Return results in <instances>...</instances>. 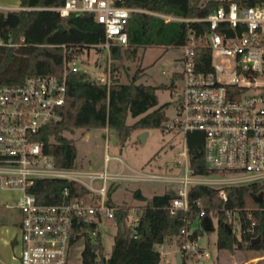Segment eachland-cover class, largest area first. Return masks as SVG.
Instances as JSON below:
<instances>
[{
  "label": "built area",
  "instance_id": "obj_1",
  "mask_svg": "<svg viewBox=\"0 0 264 264\" xmlns=\"http://www.w3.org/2000/svg\"><path fill=\"white\" fill-rule=\"evenodd\" d=\"M60 15L89 11L104 26V38L96 46L109 50L111 44H127V18L131 11L144 10L167 19L202 20L205 30L198 40L208 48V61L197 58L196 37L180 44L181 65L175 70L181 84L173 88V113L164 120V130L184 133L177 173L92 170L56 164L39 137L41 128L60 117L65 101L66 71L79 68L64 57L63 71L30 73L17 83H0V182L20 190L16 206L21 212L15 235V257L21 264H65L69 243L78 235L98 231L102 214L114 217L116 204L107 201V179H164L175 190L170 209L188 208L192 184L214 185L226 199L224 184L264 179V0H228L201 16H182L129 5L123 0H62L53 5ZM110 69L96 79L109 82ZM202 132L203 158L208 171L195 170L190 162L186 132ZM64 135V134H63ZM49 141H59L49 135ZM109 155L105 153V159ZM38 177H65L86 184L87 196L70 195L55 202L39 201L28 186ZM87 177V179H86ZM94 178L101 183L94 186ZM64 192L68 194L67 190ZM93 193H98L94 197ZM203 211V210H201ZM235 210L228 208L227 215ZM136 216H134V220ZM133 221H128L133 224ZM180 227L176 236L180 254L196 253L205 258L198 235Z\"/></svg>",
  "mask_w": 264,
  "mask_h": 264
},
{
  "label": "trees",
  "instance_id": "obj_2",
  "mask_svg": "<svg viewBox=\"0 0 264 264\" xmlns=\"http://www.w3.org/2000/svg\"><path fill=\"white\" fill-rule=\"evenodd\" d=\"M62 0H19V6L0 8V83H17L30 73H56L63 71L64 57L74 59L83 48L96 47L104 38V26L89 11H72L60 15L56 9L38 7L53 5ZM228 0H123L129 5L149 10L163 11L182 16H201L220 2ZM202 20L167 19L155 13L131 11L126 23L127 44H111L109 53L113 57L139 58V48L147 45H180L194 34L197 58L208 61V48L198 36L204 32ZM109 82L90 77L85 69L66 71L65 101L59 107L60 117L45 124L39 137L45 140V150L52 154L56 164H75L76 146L63 135V130L74 127L86 128L107 126L117 130L124 142L135 129L164 126L165 102L157 104L158 85L136 81L143 66L137 63L122 79L112 65ZM136 116L132 122L127 115ZM59 141H47L49 135ZM190 162L197 171H208L204 164L202 132H186ZM214 185L195 183L188 190V208L171 211L170 204L175 195L173 188L155 193L138 206L136 219L127 222L129 205L116 204L114 219L116 231L110 252L105 256L99 231H85L80 264H158L159 249L166 237L176 235L180 227L188 225L196 215L213 214L217 219L216 246L218 248L249 247L264 250V179L243 183L224 184L226 199L222 198ZM39 201L55 202L70 195L87 196L92 190L84 183L65 177H38L28 186ZM67 190L68 194L64 192ZM263 192L261 201L254 196ZM98 197V193H93ZM110 190L108 191V197ZM235 210L240 234L236 235L226 210ZM203 210V211H201ZM228 223L230 230L226 225ZM194 228L192 235H198ZM182 263H183V256ZM65 264H70L66 262Z\"/></svg>",
  "mask_w": 264,
  "mask_h": 264
},
{
  "label": "rangeland",
  "instance_id": "obj_3",
  "mask_svg": "<svg viewBox=\"0 0 264 264\" xmlns=\"http://www.w3.org/2000/svg\"><path fill=\"white\" fill-rule=\"evenodd\" d=\"M140 57L121 56L119 58L110 55L105 47H86L75 57L79 68L85 69L90 77H96L105 72L113 64L122 79H128V73L132 72L137 63L143 66V72L136 81L152 83L157 87V104L166 103L164 111L166 116L173 113L175 97L173 88L181 84L177 77L181 65L176 63L182 56L181 45H147L139 48ZM136 116L127 115V121L132 122ZM141 129H135L130 136L121 142L115 128L103 129L99 127L86 128L74 127L73 130H63V134L70 138L76 146L75 166L92 170H118L121 173L133 175L137 171L155 173H177L181 165L177 159L182 155L178 152L183 148L184 133L181 129L164 130L161 125L148 127L147 133L141 139L138 135ZM105 153L109 156L105 159ZM87 179V177H86ZM100 178H94L92 184L98 186ZM172 184L164 179L157 178H114L107 179L105 196L112 204L129 205L127 222L133 221L135 209L145 203L148 197L155 193H162ZM137 189L144 194L143 198L135 196ZM110 196L108 197V191ZM204 215V214H203ZM202 214L190 219L185 225L188 229L199 230L198 239L201 249H207L205 258H196V253L185 251L181 253L184 264H264V250L249 247L218 248L216 246V224L217 219L211 216L214 228L204 229L202 226ZM231 226L236 235L240 234L238 216L235 211L230 214ZM116 220L102 214L96 228L98 229L105 251H110L113 235L116 231ZM230 226V227H231ZM84 245V235L76 236L68 246L67 262L70 264L81 263V250ZM153 246L162 251L160 264H175V253L180 254L176 236L166 237L161 243ZM169 250V251H168ZM168 251V252H166ZM165 252V253H164ZM169 258V262L167 261Z\"/></svg>",
  "mask_w": 264,
  "mask_h": 264
},
{
  "label": "crops",
  "instance_id": "obj_4",
  "mask_svg": "<svg viewBox=\"0 0 264 264\" xmlns=\"http://www.w3.org/2000/svg\"><path fill=\"white\" fill-rule=\"evenodd\" d=\"M18 6L19 0H0V8H14ZM99 128L109 129L107 126H101ZM19 193V189L5 186L0 182V264H21L14 255L15 235L21 218V212L16 206ZM169 241L171 242V238H169ZM109 252L110 251H105V256H107ZM161 254L162 251H160V258ZM176 255L177 253H175V256ZM167 261L169 262V258H167ZM158 264H160V259Z\"/></svg>",
  "mask_w": 264,
  "mask_h": 264
},
{
  "label": "water",
  "instance_id": "obj_5",
  "mask_svg": "<svg viewBox=\"0 0 264 264\" xmlns=\"http://www.w3.org/2000/svg\"><path fill=\"white\" fill-rule=\"evenodd\" d=\"M146 133H147V131L144 129V130L139 131L138 135H139V137L141 139H143ZM135 196L139 197V198H143L144 194L141 192L140 189H137L136 192H135ZM254 198L257 201H261L262 198H263V192L259 191L254 196ZM201 222H202V226H203L204 229H212V228H214L211 216L209 214H204L202 216ZM226 225L228 226V229L230 230V225L228 223H226ZM181 263H182V257H181V255L177 254L176 255V264H181Z\"/></svg>",
  "mask_w": 264,
  "mask_h": 264
}]
</instances>
